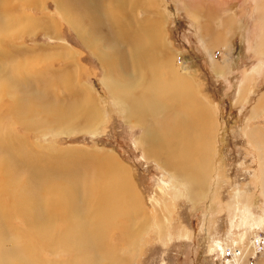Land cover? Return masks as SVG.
<instances>
[{
	"label": "rangeland",
	"instance_id": "1",
	"mask_svg": "<svg viewBox=\"0 0 264 264\" xmlns=\"http://www.w3.org/2000/svg\"><path fill=\"white\" fill-rule=\"evenodd\" d=\"M59 1L28 0L23 5L22 0H0V85L17 69L14 77L20 82L13 80L15 94L0 90V136L10 131L21 137L32 152H43L35 160L48 167L61 161L69 170L84 168L90 163L89 153L110 154L118 167H125L139 206L152 222L129 248L118 245L116 231L107 233L100 248L95 246L99 250H85L77 243L87 254L84 264H221L223 255L214 249L217 242L239 249L234 264H264V197L259 182L264 165V38L257 40L264 36V0H193L190 6L192 0H157L168 53L155 85L178 82L216 115L212 180L197 202L181 184L175 186L161 160L145 158L137 145L145 130L125 123L123 109L112 102L104 84L100 62L82 39L86 25L75 21L73 28L59 13ZM66 1L70 0H61L59 6L71 12ZM139 11L138 19L145 18ZM102 28L97 30L101 33ZM83 89L101 115L94 133L81 130L79 117L67 108L73 101L69 96L84 97ZM19 95L35 98L36 108L17 117L12 108ZM174 118L170 115L168 123ZM52 154L57 162L48 158ZM26 161V169L36 168L29 158ZM247 223L254 225L253 231ZM255 236L261 238L258 245ZM68 245L70 252L77 247ZM69 251H43L39 260L69 264L74 256Z\"/></svg>",
	"mask_w": 264,
	"mask_h": 264
},
{
	"label": "bare ground",
	"instance_id": "2",
	"mask_svg": "<svg viewBox=\"0 0 264 264\" xmlns=\"http://www.w3.org/2000/svg\"><path fill=\"white\" fill-rule=\"evenodd\" d=\"M27 1L22 0V4H29ZM60 1L58 11L73 28L75 21L86 25L82 39L100 62L104 84L112 102L123 109L125 123L145 130L144 137L137 140L145 158L161 160V168L177 182L175 186L181 184L187 189L193 202L202 200L212 178L216 115L178 82L155 85L158 72L165 68L168 53L162 40V17L156 13L157 0L66 1L71 12L59 6ZM190 5H194L193 0ZM139 10L145 12V18L138 19ZM0 13H3L1 9ZM98 27H103L105 32L100 33ZM263 38L259 36L257 40ZM16 72L18 69L12 70V77L0 85L3 93H16L13 80L20 83L19 77H14ZM168 74L176 77L172 71ZM117 80L124 84L119 85ZM85 90L84 97L71 94L69 98L72 96L73 101L67 108L79 117L81 130L94 133L93 126L101 115ZM243 91L240 87L239 98ZM22 97H15L12 108L17 117L36 108L35 98ZM172 114L175 118L169 124ZM41 154L39 150L32 152L21 137L10 131L0 136V264H41L39 254L43 251H69L68 244L83 243L85 250L98 249L95 246L100 248L105 244V237L111 231H116L119 246L123 243L128 247L140 231L152 225L139 206L125 167H118L110 154L100 153L96 157L89 153V165L72 170L66 169L61 161L55 163L59 166L39 164L35 159H40ZM53 155L46 156L57 162ZM28 158L36 168L26 169ZM259 175L264 197V165ZM58 223L61 224L57 231ZM253 227L249 224L246 228L253 231ZM37 245H44V249ZM214 249L223 255L221 242ZM69 254V264L88 263L84 259L87 254L78 245Z\"/></svg>",
	"mask_w": 264,
	"mask_h": 264
},
{
	"label": "built area",
	"instance_id": "3",
	"mask_svg": "<svg viewBox=\"0 0 264 264\" xmlns=\"http://www.w3.org/2000/svg\"><path fill=\"white\" fill-rule=\"evenodd\" d=\"M259 239L256 241V245H258L259 240L261 239L259 236H256ZM240 256V251L237 248H233L231 246L225 245L223 247V261L221 262V264H234V262H225V260H234L237 259Z\"/></svg>",
	"mask_w": 264,
	"mask_h": 264
}]
</instances>
